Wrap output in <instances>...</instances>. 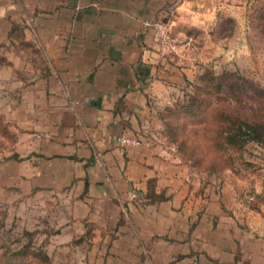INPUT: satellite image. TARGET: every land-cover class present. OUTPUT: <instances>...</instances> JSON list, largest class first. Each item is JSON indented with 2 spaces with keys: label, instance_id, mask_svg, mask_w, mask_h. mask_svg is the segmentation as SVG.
Here are the masks:
<instances>
[{
  "label": "crops",
  "instance_id": "crops-1",
  "mask_svg": "<svg viewBox=\"0 0 264 264\" xmlns=\"http://www.w3.org/2000/svg\"><path fill=\"white\" fill-rule=\"evenodd\" d=\"M245 1L0 0V43L19 24L40 57L24 65L31 76L7 81L13 134L0 175L24 196L68 199L60 229L76 234L69 245L86 246L73 260L264 264V217L226 209L224 186L220 195L208 189L152 138L154 106L191 76L153 41V24L187 36L189 26ZM119 135L137 142L118 144Z\"/></svg>",
  "mask_w": 264,
  "mask_h": 264
},
{
  "label": "rangeland",
  "instance_id": "rangeland-1",
  "mask_svg": "<svg viewBox=\"0 0 264 264\" xmlns=\"http://www.w3.org/2000/svg\"><path fill=\"white\" fill-rule=\"evenodd\" d=\"M263 16L264 0H247L237 7H222L204 24L189 26L187 36L169 29L170 36L172 34L175 38L171 36L170 43L176 45L164 53L182 64L180 66L188 67L191 76H184L180 85L169 91L167 102H159L154 106L158 118L165 105L180 102L192 92L196 75L204 68H210L215 73L231 71L264 86ZM14 26L10 32L16 37L6 38L0 43V157L7 153L6 140L11 139L13 134L10 133L6 118L7 81L23 75L31 76L23 74L29 72L24 65L40 64L38 53L32 51V46L20 37V25ZM183 122L184 127L179 136H185L186 143H194L195 149L204 151L202 125L185 119ZM152 138L168 145L169 151L182 155V151L167 138L161 120ZM205 152L206 157L210 158L211 152ZM231 153L233 168L225 166L202 172L193 167L191 169L199 173L205 186L217 194L220 187L226 188L222 200L226 209L237 211L239 208L241 212L242 209L251 208L259 217H264V146L249 140ZM3 168L5 166L0 165V169ZM68 203V199L61 196L48 198L37 192L24 196L20 189L7 188L5 177L0 175V218L3 223L0 228L1 241L10 247L25 243L32 248L40 247L47 254V261L39 264H86L72 259L76 250H85L86 246L69 245L66 240L75 239L76 234L62 233L60 229L61 223L68 216L64 213Z\"/></svg>",
  "mask_w": 264,
  "mask_h": 264
},
{
  "label": "trees",
  "instance_id": "trees-1",
  "mask_svg": "<svg viewBox=\"0 0 264 264\" xmlns=\"http://www.w3.org/2000/svg\"><path fill=\"white\" fill-rule=\"evenodd\" d=\"M159 118L167 138L182 151L180 156L190 167L198 172L233 168V149L249 140L264 146V86L231 71L215 73L204 68L196 75L192 92L180 102L165 105ZM184 119L202 125L204 151L179 136ZM1 120L0 116V125ZM206 150L211 152L210 158ZM2 225L0 218V228ZM45 261L47 254L40 247L32 248L27 243L10 247L0 237V264Z\"/></svg>",
  "mask_w": 264,
  "mask_h": 264
},
{
  "label": "built area",
  "instance_id": "built-area-1",
  "mask_svg": "<svg viewBox=\"0 0 264 264\" xmlns=\"http://www.w3.org/2000/svg\"><path fill=\"white\" fill-rule=\"evenodd\" d=\"M152 39L154 42H156L159 47L166 51L170 47H172V44L170 43V34L169 29L167 25L164 22L157 21L153 24V31H152ZM116 142L118 144H132L136 143L137 139L132 137H127L123 135H119L115 138Z\"/></svg>",
  "mask_w": 264,
  "mask_h": 264
}]
</instances>
